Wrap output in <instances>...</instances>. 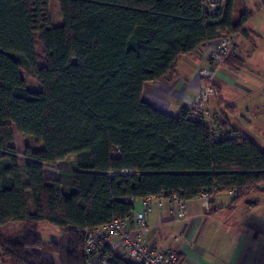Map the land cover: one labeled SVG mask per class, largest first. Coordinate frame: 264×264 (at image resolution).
<instances>
[{"label":"trees","instance_id":"obj_1","mask_svg":"<svg viewBox=\"0 0 264 264\" xmlns=\"http://www.w3.org/2000/svg\"><path fill=\"white\" fill-rule=\"evenodd\" d=\"M49 1L0 0L2 264H57L53 256L85 264V230L130 217L135 200L150 195L191 200L215 188L233 195L231 207L257 204L248 196L264 192V149L233 128L235 108L219 99L212 117L198 107L172 115L142 97L204 44L249 37L245 0L212 12L206 0H56L61 25ZM232 49L221 64L240 70L245 61ZM219 132L231 135L212 140ZM15 133L39 146L26 147L23 165ZM70 156L71 171L47 177L45 165ZM42 225L58 238H42ZM110 264L133 263L117 250Z\"/></svg>","mask_w":264,"mask_h":264},{"label":"crops","instance_id":"obj_2","mask_svg":"<svg viewBox=\"0 0 264 264\" xmlns=\"http://www.w3.org/2000/svg\"><path fill=\"white\" fill-rule=\"evenodd\" d=\"M252 1L254 11L248 9L251 17L246 23L247 28L253 16L264 13V0ZM249 30L251 34L247 38L232 36V52L244 59V68L246 64H251L264 70V48L260 50L259 46L264 43V20L260 18L254 30ZM252 40L254 49L250 51L248 45ZM214 42L204 44L196 55L180 58L176 76L171 81L147 83L142 93L144 101L167 113L171 105L176 106L179 114L182 108H186L187 100L196 97L201 88L199 71L212 68L206 48ZM240 70L223 64L216 68L212 81L220 89L219 95L205 108L209 113H214L219 99H222L226 106L235 108L236 113L230 117L233 128L245 135L243 123L248 120L243 108L240 109L234 99L224 98L220 85L223 81H236L237 76L233 72ZM254 98V142L264 149V99ZM206 119L207 122L211 121L210 118ZM232 198L231 193H218L207 206L193 198L186 206L183 219L177 217L174 203H154L146 215L151 229L148 245L175 250L176 264H264V192H254L248 196L249 201L257 202L256 205L242 203L231 207ZM141 205L142 199L135 200L134 210H140ZM114 240L109 238L107 243L112 244Z\"/></svg>","mask_w":264,"mask_h":264},{"label":"built area","instance_id":"obj_3","mask_svg":"<svg viewBox=\"0 0 264 264\" xmlns=\"http://www.w3.org/2000/svg\"><path fill=\"white\" fill-rule=\"evenodd\" d=\"M222 2L223 0H218L216 5L208 10L212 12ZM233 45L232 38L224 37L215 40L212 45L206 48L212 68L199 71V77L203 80V84L196 97L187 100L186 107L188 109L201 108L204 110V115L209 117V111L205 105L212 97L218 95V89L212 83V78L215 69L221 65L223 57L230 53ZM194 117L195 115L192 114L191 120H194ZM229 136L226 132H219L212 137V140ZM215 195L216 189L214 188L212 192L209 190L201 192L196 198L201 201L202 205L207 206ZM163 202L174 203L177 217L185 218L188 199L180 198L176 194L147 196L142 199L140 210H133L130 217L113 218L103 225L85 230L83 248L85 264H110L111 252L117 250L133 264H176L177 252L175 250L154 248L147 243L151 229L147 224L146 215L154 203L162 204ZM109 238L115 239L112 244L107 243Z\"/></svg>","mask_w":264,"mask_h":264},{"label":"rangeland","instance_id":"obj_4","mask_svg":"<svg viewBox=\"0 0 264 264\" xmlns=\"http://www.w3.org/2000/svg\"><path fill=\"white\" fill-rule=\"evenodd\" d=\"M217 1L218 0H206L205 2L206 8L212 9V7L216 5ZM253 4L254 3L252 0L246 1V6L248 7V9L254 11ZM49 13L52 19V23L54 25L62 24V16L60 13L58 2L56 0L49 1ZM260 18L264 20L263 12L251 18L250 22L247 25L248 28L254 30V25H258V22H260ZM259 46L261 50L262 48H264V43H262ZM248 49L250 51L251 49H254V40L249 41ZM41 51H42L41 47L38 46L37 52L40 54ZM44 63H45L44 57L40 56L39 64L43 65ZM233 74L237 76L236 81L228 80L227 82L223 81L222 83H220L223 89L222 96L227 100L234 99V103H237L240 109L243 108L244 114L248 120L247 122L243 123L245 125L244 134L247 137H249L252 141H254V99H255L254 97L256 98L260 97L264 99V70H262L260 67L256 68L254 67V65L246 64L245 68L241 69L240 71H235L233 72ZM22 75L28 87L33 89H39V83L30 75L28 71H23ZM202 84H203V80L201 81V85ZM217 96L212 97L210 101L216 99ZM178 112H179L178 107L172 105L168 110V113L172 115H176ZM213 114H214L213 112L209 113V117H212ZM11 145L15 148L17 152V159L21 165H23L24 162L27 160V158L24 156L26 147L30 149H37L39 147L31 137L20 135L18 133L14 134V140L11 143ZM72 164H73V156H70L67 158L66 163L45 165L44 166L45 173L48 178H56L61 171H71L73 169ZM39 234L45 240L57 239L59 236L58 231H56L53 227H50L48 225L40 226ZM49 258L52 257L49 255ZM53 259L56 261L57 264H59L54 256ZM0 264H2L1 258H0Z\"/></svg>","mask_w":264,"mask_h":264}]
</instances>
